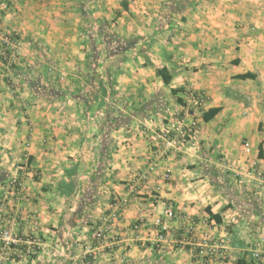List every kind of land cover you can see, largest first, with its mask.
<instances>
[{
	"label": "crops",
	"instance_id": "crops-1",
	"mask_svg": "<svg viewBox=\"0 0 264 264\" xmlns=\"http://www.w3.org/2000/svg\"><path fill=\"white\" fill-rule=\"evenodd\" d=\"M37 1L8 0L0 13L20 34L14 66L0 67V199L10 201L0 231L21 250L25 221H39L37 258L18 264H85L83 254L92 264H236L255 252L264 264V0L49 2L80 11L65 23ZM59 24L71 33L55 32ZM185 113L196 133L166 151L157 136ZM27 158L11 199L8 180ZM213 242L224 256L207 260Z\"/></svg>",
	"mask_w": 264,
	"mask_h": 264
},
{
	"label": "built area",
	"instance_id": "built-area-1",
	"mask_svg": "<svg viewBox=\"0 0 264 264\" xmlns=\"http://www.w3.org/2000/svg\"><path fill=\"white\" fill-rule=\"evenodd\" d=\"M8 9L9 6L7 0H0V13L4 14L8 11ZM19 40L20 37L16 31H4V33H1L0 22V67H10V64L15 61L18 54ZM187 99L194 106H198L201 103V98L196 96L194 93H188ZM196 128L197 122L195 120H189L186 113L181 114L176 116L171 129L157 136V139L163 142V147L166 151L176 149L179 146L185 145L187 140L195 135ZM242 152L245 155L250 153V148L247 143L243 145ZM27 165L28 158L18 166L17 169L20 173L8 180L5 194L11 199H17L20 197L23 186V177L21 173L26 171ZM258 177L262 178V174L258 173ZM8 203H10V201H7L5 198L2 200L0 199V214L4 213ZM119 204L120 203L116 200L111 204L112 213L108 216V218L115 219L117 217L116 212L120 206ZM163 214L167 219H173L175 217V213L171 207L166 208ZM25 224L29 242H27V244H25V248L21 250L17 248L19 242L15 239L10 229L5 228L0 231V264H4L5 262H10L13 264H18L21 262L28 263L37 258L39 245L34 243L32 238L36 237L35 234H37L39 229V221L37 217L31 216L27 218ZM139 228V222L134 223L132 226L133 230H138ZM105 232L106 225L104 228L103 226L98 228L92 234V240L95 242L103 240ZM165 233L166 228L161 226L157 232V240L163 241L165 239ZM221 250L222 247H220L219 244H215L213 242L212 245L208 247L205 258H207V260H213L217 256L223 258L224 253ZM87 255L88 254H83L80 259H82L85 264H92L91 259H89ZM93 256L91 255V257ZM251 259L252 264H261L259 254L257 252L252 254Z\"/></svg>",
	"mask_w": 264,
	"mask_h": 264
},
{
	"label": "rangeland",
	"instance_id": "rangeland-1",
	"mask_svg": "<svg viewBox=\"0 0 264 264\" xmlns=\"http://www.w3.org/2000/svg\"><path fill=\"white\" fill-rule=\"evenodd\" d=\"M33 1H35V2H38L37 0H33ZM32 0H28V2L30 3V2H32V3H34ZM54 2V3H60V1L61 0H40L39 1V3L41 4H45V6H46V8L44 9V10H42V16H43V12H46V13H50L51 12V15H52V19H55V22L57 23L58 21L60 22V23H62V21H63V23H65V22H67V20H65L64 19V17L65 18H73V19H79L80 18V11L79 10H63V9H60V10H51V9H49V2ZM7 2H8V0H7ZM10 3L11 2H8V6H10ZM9 9H10V7H9ZM8 9V10H9ZM8 12V11H7ZM93 17V16H92ZM92 17H90L89 16V20H88V23H90L89 25H92V21H93V18ZM80 20V19H79ZM74 21V20H73ZM0 22H1V33H4V31H6V32H11V31H16L17 33H18V31L16 30V29H5L4 27H3V25H2V21L0 20ZM80 22H78V26H74L75 27V29L77 30L76 32H80L81 31V27H80ZM68 25H63V24H59L58 26H57V30H55V32H57V33H61V32H63V34H64V36H68L70 33H71V31L70 30H67L66 29V27H67ZM53 31V30H52ZM18 35H19V37H20V34L18 33ZM15 62V61H14ZM12 63V64H10V68L12 67V66H14V64L15 63ZM8 68V67H7ZM9 68V69H10ZM43 72H44V70H43ZM43 77V76H42ZM12 79H14L15 77H11ZM76 79H77V77H76ZM16 81L17 80H10V82H9V86H10V88L12 89V86H13V89H12V91H14V93H20V89H19V85L20 84H16ZM7 83V82H6ZM79 86V84H77L76 83V88ZM76 88H73L72 90H73V92H77V90L78 89H76ZM4 264H9L8 262H5Z\"/></svg>",
	"mask_w": 264,
	"mask_h": 264
},
{
	"label": "trees",
	"instance_id": "trees-1",
	"mask_svg": "<svg viewBox=\"0 0 264 264\" xmlns=\"http://www.w3.org/2000/svg\"><path fill=\"white\" fill-rule=\"evenodd\" d=\"M123 8L125 9V7H123ZM85 14H86V13H84V15H85ZM84 15H82V16H84ZM125 44H126V43H125ZM123 49H124V48H123ZM94 56H95L94 59L96 60V55H94ZM157 74H158V76H160V77L162 78V81H163L165 84H169V82H170V76L168 75V73H167V71H166L165 69H160V70H158V71H157ZM253 78H254V76H253L252 74H244V75H241V76L238 77V79H240V80L253 79ZM28 82H29V81H28ZM29 84H30V82H29ZM30 86H31L32 88H35V87H38L39 84H38V83H33V84H30ZM42 89H43V88H42ZM34 90H38V89H34ZM42 91L45 92V91H48V90L43 89ZM83 91H84V90H82V89H78L77 92L75 91L74 93H72V96H73L74 98H77V99L80 98L79 95H81V97H85V95L82 94ZM52 94H53L54 97H58L56 91H55V92L52 91ZM60 94H61V93H60ZM62 94L64 95V92H62ZM172 94H174V95L177 94V91H172ZM177 102H178V104H180L182 107H186L185 102H183L181 99H177ZM217 112H218L217 109H214V110L210 111V112L207 114V116L205 117V119L208 120V119L211 118L213 115H215ZM258 157H262V154H261V147L259 148ZM236 264H252V259H251V261H249L248 263H246L245 260H239V261H237Z\"/></svg>",
	"mask_w": 264,
	"mask_h": 264
}]
</instances>
